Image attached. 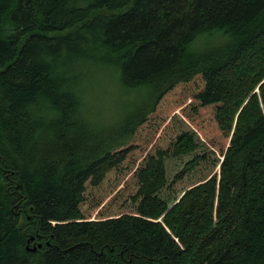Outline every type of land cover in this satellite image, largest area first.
I'll list each match as a JSON object with an SVG mask.
<instances>
[{"label": "trees", "instance_id": "16d2710c", "mask_svg": "<svg viewBox=\"0 0 264 264\" xmlns=\"http://www.w3.org/2000/svg\"><path fill=\"white\" fill-rule=\"evenodd\" d=\"M258 48L264 0H0V264H264Z\"/></svg>", "mask_w": 264, "mask_h": 264}, {"label": "rangeland", "instance_id": "374dc122", "mask_svg": "<svg viewBox=\"0 0 264 264\" xmlns=\"http://www.w3.org/2000/svg\"><path fill=\"white\" fill-rule=\"evenodd\" d=\"M251 54L255 58H260L264 55V49L258 48ZM250 62L251 59L246 57L243 61L242 68L247 66ZM239 72V70L232 71V73ZM113 74L114 75H112V73L109 71H101L97 75V78L93 76L89 83V91L90 93H92L89 100V108L90 111L97 118H93V121L102 125H105L114 120L122 119L123 116H125V114L142 99L141 96H135L133 93H124V88L121 87L116 77V75L118 74L117 71L114 70ZM90 93H84V95L89 96ZM211 124L215 126L214 120L211 121ZM232 134L233 132H231V134L229 135ZM220 135L222 139V144H225L227 142V136L224 134L222 135L221 133ZM185 192V189L178 191L173 196L170 206H173L174 204L178 203L185 194ZM192 258L193 255H190L187 261Z\"/></svg>", "mask_w": 264, "mask_h": 264}, {"label": "water", "instance_id": "95a60500", "mask_svg": "<svg viewBox=\"0 0 264 264\" xmlns=\"http://www.w3.org/2000/svg\"><path fill=\"white\" fill-rule=\"evenodd\" d=\"M41 246H42V244H39V247H41ZM37 248H38V247L34 246V247L32 248V250H33V251H36Z\"/></svg>", "mask_w": 264, "mask_h": 264}]
</instances>
